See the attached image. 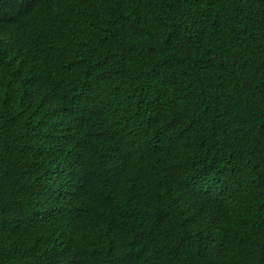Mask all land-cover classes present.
Returning <instances> with one entry per match:
<instances>
[{
  "label": "trees",
  "instance_id": "16d2710c",
  "mask_svg": "<svg viewBox=\"0 0 264 264\" xmlns=\"http://www.w3.org/2000/svg\"><path fill=\"white\" fill-rule=\"evenodd\" d=\"M264 264V0H0V264Z\"/></svg>",
  "mask_w": 264,
  "mask_h": 264
},
{
  "label": "snow or ice",
  "instance_id": "6c2138e0",
  "mask_svg": "<svg viewBox=\"0 0 264 264\" xmlns=\"http://www.w3.org/2000/svg\"><path fill=\"white\" fill-rule=\"evenodd\" d=\"M139 257H134V258H129L128 260H126L124 262V264H136V260L138 259Z\"/></svg>",
  "mask_w": 264,
  "mask_h": 264
}]
</instances>
